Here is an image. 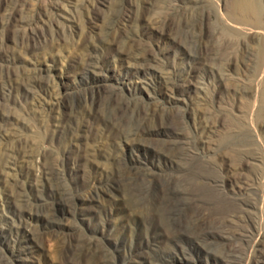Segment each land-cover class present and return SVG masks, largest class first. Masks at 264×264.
Instances as JSON below:
<instances>
[{"label":"rangeland","instance_id":"obj_1","mask_svg":"<svg viewBox=\"0 0 264 264\" xmlns=\"http://www.w3.org/2000/svg\"><path fill=\"white\" fill-rule=\"evenodd\" d=\"M0 264H264V0H0Z\"/></svg>","mask_w":264,"mask_h":264},{"label":"bare ground","instance_id":"obj_2","mask_svg":"<svg viewBox=\"0 0 264 264\" xmlns=\"http://www.w3.org/2000/svg\"><path fill=\"white\" fill-rule=\"evenodd\" d=\"M243 8L245 9H249L250 6H249V3L245 2L244 5H243ZM256 10V9H255ZM239 11V10H238ZM254 13V12H253ZM69 150V149H68ZM43 172V171H42ZM41 173V172H40ZM46 173V172H45ZM42 176V175H41Z\"/></svg>","mask_w":264,"mask_h":264}]
</instances>
